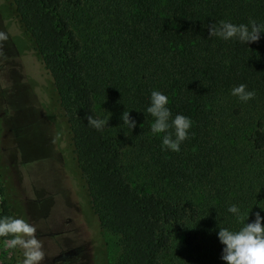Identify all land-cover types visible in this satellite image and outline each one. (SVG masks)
Masks as SVG:
<instances>
[{
  "label": "trees",
  "instance_id": "trees-1",
  "mask_svg": "<svg viewBox=\"0 0 264 264\" xmlns=\"http://www.w3.org/2000/svg\"><path fill=\"white\" fill-rule=\"evenodd\" d=\"M6 1L51 78L90 209L102 229L119 237L115 264H161L172 231H185L187 223L200 219L217 237V243L210 241L212 264H227L221 259L219 228L242 227L228 207L237 205L242 218L248 216L246 223L254 221L259 202L264 208V168L246 189L235 186L238 180L228 169L235 155L230 142L239 133L228 112L239 114L231 108L229 100L237 98L231 90L247 85L256 93L250 101L264 92V33L255 42L225 41L210 36L209 27L220 20L264 23V0ZM66 8L93 23L107 41L105 51L83 50ZM152 90L169 97L173 117L180 113L193 121L179 152L162 150L163 134L150 131L154 118L146 108ZM100 98L113 130L88 125L89 115L99 118ZM124 111L136 121L133 129L122 123ZM251 145L264 150L259 119ZM130 146L150 159L157 177L172 189L209 184L206 201L197 206L136 192L123 164ZM0 216H12L9 206L2 205ZM183 238L194 251L203 250L197 233L184 232Z\"/></svg>",
  "mask_w": 264,
  "mask_h": 264
},
{
  "label": "rangeland",
  "instance_id": "rangeland-1",
  "mask_svg": "<svg viewBox=\"0 0 264 264\" xmlns=\"http://www.w3.org/2000/svg\"><path fill=\"white\" fill-rule=\"evenodd\" d=\"M63 13L83 50L105 51V37L97 33L93 23L78 18L79 10L66 8ZM0 34L6 37L0 39V212L4 204L12 216L35 225L44 252L40 264H115L120 253L119 237L102 229L90 209L51 78L6 0H0ZM229 101L231 108L239 110L235 116L232 109L228 111L239 133L230 142L235 155L228 169L233 168L230 173L238 180L235 186L246 189L254 185L256 174L264 168V150H253L251 145L254 123L258 119L264 123V92L246 103L238 98ZM95 108L99 118L110 116L104 98L96 101ZM138 154L130 146L123 156L128 182L136 192L194 205L206 201L209 184L184 191L172 189L157 177L150 159ZM258 205L252 220L257 212L264 217L263 204ZM202 222L187 223L182 232L172 231L161 264H212L211 246L217 243V237ZM184 232L199 235L201 252L184 243ZM70 248H78L80 253L65 262H52L61 250ZM22 258V249H6L0 244V264H18Z\"/></svg>",
  "mask_w": 264,
  "mask_h": 264
},
{
  "label": "clouds",
  "instance_id": "clouds-1",
  "mask_svg": "<svg viewBox=\"0 0 264 264\" xmlns=\"http://www.w3.org/2000/svg\"><path fill=\"white\" fill-rule=\"evenodd\" d=\"M210 36H217L225 41L238 39L241 42H255L264 33V23H258L250 19L247 24H235L228 20H220L218 24L209 27ZM6 37L0 34V39ZM231 94L240 101L248 102L256 95L254 90H249L247 85L240 84L231 90ZM169 97L159 90H152L150 104L146 112L154 120L150 124L153 135L163 134L161 139L162 150L179 152L181 144L189 138V130L193 125L190 117L176 114L173 117L172 110L168 107ZM107 118H97L89 115L88 125L96 130L108 127ZM122 123L130 129L136 126V121L130 118L129 111H124L121 116ZM264 209V208H262ZM228 212L235 215L238 221H242V227L238 230L227 227L219 228L217 233L219 241L224 245L221 259L227 264H264V217L259 212L255 214V220L250 223L242 218L241 210L237 205L228 207ZM37 228L20 216H0V244L6 249H22L23 258L18 264H40L44 259L42 242L36 235Z\"/></svg>",
  "mask_w": 264,
  "mask_h": 264
},
{
  "label": "flooded vegetation",
  "instance_id": "flooded-vegetation-1",
  "mask_svg": "<svg viewBox=\"0 0 264 264\" xmlns=\"http://www.w3.org/2000/svg\"><path fill=\"white\" fill-rule=\"evenodd\" d=\"M79 253H80V249H78V248H70L67 250H61L59 252V254L52 259V262L53 263L65 262V261L77 256Z\"/></svg>",
  "mask_w": 264,
  "mask_h": 264
}]
</instances>
